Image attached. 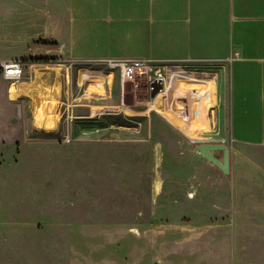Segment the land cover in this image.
Segmentation results:
<instances>
[{"label":"crops","instance_id":"0c3cea01","mask_svg":"<svg viewBox=\"0 0 264 264\" xmlns=\"http://www.w3.org/2000/svg\"><path fill=\"white\" fill-rule=\"evenodd\" d=\"M0 45V61L19 59L26 69L17 95L36 97L40 84L53 94L59 78L71 104L64 114L80 123L140 117L143 129L157 116V132L175 130L181 144L229 145V174L199 151L191 154L201 159L166 166L189 170L181 184L187 182L192 197L181 206L200 225L257 232L252 239L263 243L264 0H0ZM107 58L188 62L205 77L195 85L212 83L214 91L192 98L191 88H200L183 87L193 84L185 81L158 100V111L135 103L123 108L120 72ZM76 65L83 70L73 81ZM214 155L223 161L222 150Z\"/></svg>","mask_w":264,"mask_h":264},{"label":"rangeland","instance_id":"374dc122","mask_svg":"<svg viewBox=\"0 0 264 264\" xmlns=\"http://www.w3.org/2000/svg\"><path fill=\"white\" fill-rule=\"evenodd\" d=\"M186 68L195 75L182 86L212 95L213 84L195 85L205 77ZM23 72L16 80L0 73V264H264L257 232H216L181 206L192 197L181 184L189 170L166 165L201 159L195 144L157 132V116L143 129L140 117L80 123L64 114L71 104L59 78L53 94L40 84L36 97L17 95ZM150 80L127 82L126 104L149 97Z\"/></svg>","mask_w":264,"mask_h":264},{"label":"built area","instance_id":"2783aa9c","mask_svg":"<svg viewBox=\"0 0 264 264\" xmlns=\"http://www.w3.org/2000/svg\"><path fill=\"white\" fill-rule=\"evenodd\" d=\"M237 54L238 52H235L234 55L236 56ZM232 58L233 56L229 60H232ZM105 62L109 68L118 69L120 72L123 108H128L129 106L125 102V85L129 81L135 82L138 74H146L150 76L151 79L149 97L145 100H136L135 102L136 106L144 108L143 110L146 112L150 110L158 111L159 99L166 98L170 95V92L173 89L178 87V85H181L185 81H193L194 78V76H191L186 68L187 65L190 64L188 62L164 61L145 58H107ZM0 71L2 76L8 80L19 79L24 74L23 64L19 59L0 61ZM200 95L203 96V93L191 88L190 96L192 98L196 99V97Z\"/></svg>","mask_w":264,"mask_h":264},{"label":"water","instance_id":"95a60500","mask_svg":"<svg viewBox=\"0 0 264 264\" xmlns=\"http://www.w3.org/2000/svg\"><path fill=\"white\" fill-rule=\"evenodd\" d=\"M196 148L204 157L214 163L224 173H230L231 149L229 145L225 143H199ZM220 150L223 151V161H220L219 158L214 155L215 151Z\"/></svg>","mask_w":264,"mask_h":264}]
</instances>
